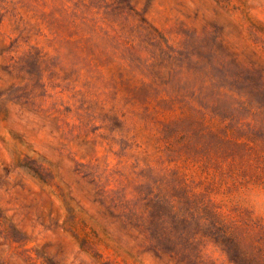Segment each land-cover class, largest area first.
<instances>
[{"label":"rangeland","instance_id":"rangeland-1","mask_svg":"<svg viewBox=\"0 0 264 264\" xmlns=\"http://www.w3.org/2000/svg\"><path fill=\"white\" fill-rule=\"evenodd\" d=\"M263 104L264 0H0V264H252Z\"/></svg>","mask_w":264,"mask_h":264},{"label":"trees","instance_id":"trees-1","mask_svg":"<svg viewBox=\"0 0 264 264\" xmlns=\"http://www.w3.org/2000/svg\"><path fill=\"white\" fill-rule=\"evenodd\" d=\"M238 89H242V86H236ZM264 105V104H263ZM264 127V126H263ZM217 134H222L227 140L238 142L243 139L245 135L241 129L232 128L229 125H224ZM240 132L239 136L236 134ZM247 139V138H245ZM244 145H249L247 142H243ZM171 143H168L166 148L168 151L173 152L174 147ZM184 190H187V186L184 184ZM209 190H204L199 194H188L190 205L195 209L190 213L191 218H196L197 222L201 226H207L210 229V236L216 241L224 243L223 250L230 257L232 249L238 251L237 257L240 255L250 258L252 264H264V225L257 224L248 219L243 218L242 214L237 216L226 215L223 216L217 211V207L211 203L208 199ZM159 193L155 194V198H159ZM192 198V199H191ZM161 220V218H160ZM161 223H163V218ZM167 244H172L174 247L184 245L193 241L194 237H184V228L178 232L175 238H168ZM191 239V240H190ZM162 239H158L160 242ZM248 243L252 250L250 256L247 250L240 246V242ZM176 253V252H175ZM188 254L183 255V259H188ZM232 260V259H231ZM182 261V260H181ZM184 261V260H183ZM235 264H238L233 260ZM185 263V262H184Z\"/></svg>","mask_w":264,"mask_h":264}]
</instances>
